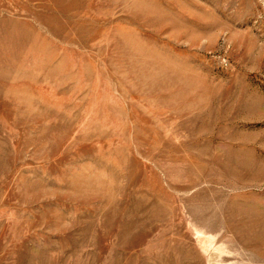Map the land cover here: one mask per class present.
I'll use <instances>...</instances> for the list:
<instances>
[{
	"label": "rangeland",
	"instance_id": "1",
	"mask_svg": "<svg viewBox=\"0 0 264 264\" xmlns=\"http://www.w3.org/2000/svg\"><path fill=\"white\" fill-rule=\"evenodd\" d=\"M0 264H264V0H0Z\"/></svg>",
	"mask_w": 264,
	"mask_h": 264
}]
</instances>
